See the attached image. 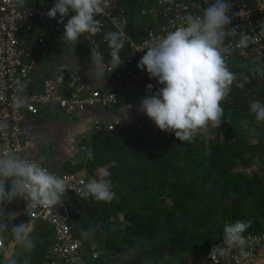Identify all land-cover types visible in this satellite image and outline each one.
I'll return each instance as SVG.
<instances>
[{
  "label": "trees",
  "instance_id": "trees-1",
  "mask_svg": "<svg viewBox=\"0 0 264 264\" xmlns=\"http://www.w3.org/2000/svg\"><path fill=\"white\" fill-rule=\"evenodd\" d=\"M119 86L124 94L136 89ZM231 107V115L225 107L221 118L226 129L210 148L201 136L182 142L160 130L155 122L145 133L130 127L104 136L94 134L92 157L76 170L84 168L89 178L99 179L97 169L106 167L115 195L111 201H97L88 195L74 202L71 216L75 237L89 236L91 242L99 244L100 256L91 264H187L190 257L200 261L214 246L224 245L225 224L251 221L245 233L261 232L264 130L254 115L250 118L245 114L244 107ZM231 123L237 129L241 125L245 128L235 130ZM251 139L261 143L250 144ZM257 161L261 169L248 173L246 170ZM20 207L17 199L5 204L7 212L17 213ZM28 221L20 214L5 222L19 225ZM30 234L36 242L31 253L15 243L10 227L7 233H0L4 249L15 243L12 255L18 264H24L25 259L28 264H46L48 247L54 241L53 226L36 222ZM127 248L138 249L130 260L124 257ZM0 264H4L3 252Z\"/></svg>",
  "mask_w": 264,
  "mask_h": 264
},
{
  "label": "built area",
  "instance_id": "built-area-1",
  "mask_svg": "<svg viewBox=\"0 0 264 264\" xmlns=\"http://www.w3.org/2000/svg\"><path fill=\"white\" fill-rule=\"evenodd\" d=\"M214 0H104L102 10L95 18L100 21L101 31L95 35L84 33L73 44L80 45L91 56V50L105 51L108 54L107 69L112 79L125 87H137L142 92L155 94L163 85L156 78H150L146 67L141 70L138 62L145 54L147 47L163 38L169 31L181 26L189 15L200 16ZM55 0H42L38 3L20 6L16 0H0V155H15L20 158L36 161L52 172L36 157L25 153L22 140L26 135L25 114L37 116L44 107L57 109L63 116L71 118L88 108L113 109L126 102V94L119 90L101 91L87 86L82 78L70 75L66 80L60 70L53 76L44 79L41 88L33 93L23 91V81L35 67L36 60L24 49L18 40V34L34 32V25H43L42 34L36 39L39 45L47 42L53 46L67 43L63 38L64 25L50 19L46 13L53 7ZM135 4L142 16H148L150 23L133 31L129 4ZM232 15L227 32L225 46H231L227 55L231 60H252L264 67V0H230ZM37 23V24H35ZM112 31H123L126 41L120 52L122 65L115 67L109 63L110 51L105 35ZM249 36L246 48L238 46L241 34ZM125 50V51H123ZM152 89L148 90V85ZM118 124L93 125V134L107 135L119 131ZM83 137L80 147L90 158V141ZM65 180L66 192L56 205L38 204L28 211V201L18 197L20 214L28 218V227L36 222H49L54 229V241L48 247L46 264H91L100 256L99 247L94 241L75 237L72 228L71 212L75 200L88 197L86 184L88 176L77 172H52ZM87 176V177H86ZM245 244L230 249L224 244L196 264H257L264 258V232L244 233ZM0 249H4L0 235Z\"/></svg>",
  "mask_w": 264,
  "mask_h": 264
},
{
  "label": "clouds",
  "instance_id": "clouds-1",
  "mask_svg": "<svg viewBox=\"0 0 264 264\" xmlns=\"http://www.w3.org/2000/svg\"><path fill=\"white\" fill-rule=\"evenodd\" d=\"M24 0H16L23 4ZM104 0H55L53 7L46 13L50 19L73 15L64 25L63 38L71 44L84 33L92 35L101 31V23L95 17L100 14ZM230 0H214L204 9L202 15H189L183 25L169 31L163 38L147 47L145 54L138 62L141 70H146L150 78H156L163 87L155 94L141 100L139 111L152 119L156 126L169 133H174L182 142L191 141L202 130L211 124H221L224 109L221 102L231 92V86L237 80L227 64V55L231 46H225L227 32L232 15ZM111 49L109 63L119 67L124 63L120 52L127 39L123 31H112L105 35ZM250 37L241 34L238 46L246 48ZM92 65L105 76L108 72L100 51L91 50ZM250 80L244 77L236 84L243 88ZM148 90L152 89L149 84ZM249 110L257 122H264V102L249 101ZM99 179L91 178L86 184V191L97 201H111L115 195L112 191L110 171L106 167L97 169ZM10 185V188H6ZM65 180L60 176L42 168L38 162L20 158L15 155H0V233H7L11 228V236L15 243L25 252L31 253L35 248V239L26 223L9 224L17 213L7 212L5 204H11L16 198L28 201V211L38 204L56 205L66 192ZM251 227V221L237 220L224 225L223 243L230 249L245 244L244 233ZM220 249L213 247L212 252ZM4 255V264H18L15 255L6 249H0ZM210 253V254H211ZM24 264H28L27 259Z\"/></svg>",
  "mask_w": 264,
  "mask_h": 264
},
{
  "label": "crops",
  "instance_id": "crops-1",
  "mask_svg": "<svg viewBox=\"0 0 264 264\" xmlns=\"http://www.w3.org/2000/svg\"><path fill=\"white\" fill-rule=\"evenodd\" d=\"M40 1L42 0H24L23 4L19 5L25 6ZM131 6L130 3L128 7ZM71 15L73 13L64 17L63 23H60L61 18L57 14L56 21L65 25ZM34 26V32L28 34L22 31L18 34V40L21 42L22 47L29 51L32 58L36 60L35 67L30 70V75L22 83L24 92L33 93L38 91L44 79L53 76L58 70L66 80L70 75H76L81 77L87 86L95 87L101 91L118 90L119 83L112 79L109 72H106L104 76L92 65L91 56H87L86 49L73 43H63L57 47L50 42L43 46L39 45L36 39L42 34L43 25L38 23ZM101 53L107 67L108 54L105 51ZM227 64L232 72L236 69H242L240 75L236 76L237 80L231 86V92L227 99L235 101L240 98L244 99L251 91L253 94L250 95V100H256L257 97V100L260 101L264 96V81L261 82V77L264 76V67L252 60L235 59L228 61ZM244 77H247L250 82L245 84L243 88L237 87L236 84L242 82ZM132 88L136 89L126 94V104L113 109L88 108L85 112L71 116V118L63 116L57 109L51 107L41 108L37 116L26 113L24 125L27 132L22 140L25 153L39 159L52 172H77L86 175L84 168L79 170H76V168L83 166L92 157L91 155L88 158L87 154L80 150V147L84 143V141H81L83 137L93 138V125L116 123L119 130H121L128 125H133V123L138 126L139 123H144L142 120L146 114L139 111V106L141 100L150 94L142 92L137 87ZM132 88L130 89L132 90ZM127 102L129 103L127 104ZM245 114L250 118L253 115L246 109ZM254 121H256L255 118ZM260 123L262 130H264V122ZM263 139L261 140L263 141ZM19 211L17 216L20 215ZM0 220H2V217H0ZM33 226L34 224L31 225L32 228ZM8 245L12 246L9 249V254L12 255L15 243L11 242ZM193 261L195 260L187 264H196ZM221 264L228 263L224 261ZM257 264H264V258L259 259Z\"/></svg>",
  "mask_w": 264,
  "mask_h": 264
},
{
  "label": "rangeland",
  "instance_id": "rangeland-1",
  "mask_svg": "<svg viewBox=\"0 0 264 264\" xmlns=\"http://www.w3.org/2000/svg\"><path fill=\"white\" fill-rule=\"evenodd\" d=\"M241 71H242V69L241 70H238V69H236L235 71H234V73L236 74V76L238 75H240V73H241ZM264 76H262L261 77V82H263L264 81ZM253 93L250 91L249 92V94H247L246 95V97L243 99V98H240V99H238L237 101H235V100H233V99H225L224 101H222L221 102V104H222V107H223V109H224V111H225V107H227V109H228V112L230 113V115H231V106L232 105H234V106H236L237 108L238 107H241V106H243V107H245V109H246V111H248V112H250V110H249V101H251L250 100V95H252ZM262 95V94H261ZM264 95V94H263ZM262 97V96H261ZM256 100H257V97H256ZM260 101H262V102H264V96H263V98L260 100ZM129 102H127V104H128ZM126 103H124V105H125ZM231 116H229L228 118H227V120H226V122H231ZM142 121H144V123L143 122H141V123H139V126L136 124V123H133V125H128L127 127H124L123 129H126V128H133L134 129V131L135 132H139V133H145V132H147V128L149 127L148 125H152V123H154V121L152 120V119H150L147 115H145V117H144V119L142 120ZM225 124V120H222V123L220 124V126H219V128L218 127H213V126H211V124L208 126V128L206 129V130H202L200 133H198L196 136H201L202 137V139L201 140H203L207 145H208V147L210 148V146H211V143H212V141L214 140V139H216V137L221 133V130H225L226 129V125H224ZM231 124H233V127H234V129L235 130H238V131H241L242 129H244L245 128V126L244 125H241L238 129H237V126H236V124H234V123H231ZM172 134H174V133H172ZM175 135V134H174ZM150 136H147V138H149ZM176 137V136H175ZM250 144H254V145H258V144H260V142H258V141H256V140H253V139H251L250 140ZM259 161H257L256 163H254L252 166H251V168L250 169H247L246 171L248 172V173H250V172H253V171H259L260 169H261V165H259V163H258ZM264 167V166H263ZM263 170H264V168H263ZM88 178V181L91 179V177L89 178V177H87ZM117 227V225H115V226H113V227H111L110 228V230L111 231H114L115 230V228ZM264 230V228L261 230V233H263L262 231ZM111 231H109V232H111ZM259 233V232H258ZM85 238L86 239H90L89 238V236H85ZM12 246H10V245H8L7 246V248H5L7 251H8V253H10V248H11ZM98 247H99V244H98ZM127 250H128V253L127 254H125L124 255V257L127 259V260H130L131 259V257L133 256V255H136V253H138V249L137 250H132V249H129V248H127ZM99 251H100V249H99ZM3 257H4V255H3ZM110 257H113V256H110ZM119 257H121L120 255H119ZM192 260H194L193 258H189V260L187 261V263L188 262H190V261H192ZM193 262H197V261H193Z\"/></svg>",
  "mask_w": 264,
  "mask_h": 264
},
{
  "label": "water",
  "instance_id": "water-1",
  "mask_svg": "<svg viewBox=\"0 0 264 264\" xmlns=\"http://www.w3.org/2000/svg\"><path fill=\"white\" fill-rule=\"evenodd\" d=\"M130 12H131V28L133 31L141 29L145 25L150 23V18L148 16H142V14L139 13L137 6L135 4H133L130 7Z\"/></svg>",
  "mask_w": 264,
  "mask_h": 264
}]
</instances>
